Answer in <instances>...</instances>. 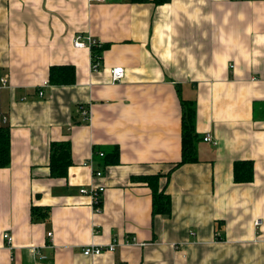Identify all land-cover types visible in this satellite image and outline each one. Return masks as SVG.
<instances>
[{
    "label": "crops",
    "instance_id": "crops-1",
    "mask_svg": "<svg viewBox=\"0 0 264 264\" xmlns=\"http://www.w3.org/2000/svg\"><path fill=\"white\" fill-rule=\"evenodd\" d=\"M77 34L97 41L98 70ZM61 64L73 84L48 82ZM0 76V264H264V0H0ZM188 102L197 160L176 165ZM53 141L70 143L62 178L50 176ZM238 160L252 162L250 182L233 180ZM148 176L169 214H152ZM91 184L104 185L99 211L79 191ZM31 205L48 219L31 222Z\"/></svg>",
    "mask_w": 264,
    "mask_h": 264
},
{
    "label": "trees",
    "instance_id": "trees-1",
    "mask_svg": "<svg viewBox=\"0 0 264 264\" xmlns=\"http://www.w3.org/2000/svg\"><path fill=\"white\" fill-rule=\"evenodd\" d=\"M142 1V0H131ZM169 0H152L156 5L164 4ZM96 47V46H95ZM93 47L92 54H99ZM48 82L53 85H69L75 82V68L71 64L51 65L49 68ZM38 93V91H37ZM198 136L195 133V107L191 102L185 103L182 111L181 159L176 165L195 162L197 160L196 143ZM49 170L53 178L65 177L71 164V150L68 141H53L50 143ZM110 159L114 153L107 156ZM10 163V132L7 125L0 124V168L7 167ZM253 179V166L249 160H238L233 164V180L235 182H250ZM144 181L151 189L152 214H169L170 198L164 188L159 187L157 176H148ZM50 208L31 205V222L47 220Z\"/></svg>",
    "mask_w": 264,
    "mask_h": 264
},
{
    "label": "built area",
    "instance_id": "built-area-1",
    "mask_svg": "<svg viewBox=\"0 0 264 264\" xmlns=\"http://www.w3.org/2000/svg\"><path fill=\"white\" fill-rule=\"evenodd\" d=\"M105 0H88V2H102ZM73 45L75 47H95L97 45V41L92 38L90 35H83V34H77L74 39H73ZM91 57H95L93 60H95L92 62L91 64V68L93 70H98L99 67V56L93 55L92 51H91ZM110 77H111V82L115 83V82H119L121 80V78L123 77V68L121 66H117L111 69L110 71ZM7 85V79L4 76H0V88L5 87ZM38 95L41 96L42 95V90H38ZM82 114L84 115V117H88L89 112L86 110H81ZM4 121V120H3ZM204 141L207 142H213L215 144V142L211 139L210 135L206 134L203 137ZM99 156H103L104 153L103 152H99L98 153ZM83 165L89 167V170L93 173V175L99 177L101 176L102 172L100 169L95 168L93 169L92 166V161L89 160V162H85L83 163ZM80 193L83 194H87L88 196L91 197L92 200V205L95 211H99L101 209V197L103 195V191H104V185H95V184H91L88 187H82L79 189ZM262 221L260 219H256L255 220V225L259 226L261 225ZM1 239H4L7 242V245L9 247H11L13 239L12 236L9 232H3L1 234ZM47 236L50 237L51 236V232H47ZM136 242L133 239H126L123 243L125 244H130V243H134ZM117 246V242L116 241H112L111 243H109L108 245L105 246H87L83 249V254L87 255V256H95L98 255L99 253H101L102 251L105 250H114V248ZM30 251L32 253H36L38 252L35 248H31Z\"/></svg>",
    "mask_w": 264,
    "mask_h": 264
}]
</instances>
